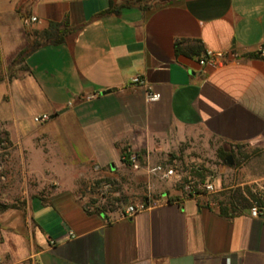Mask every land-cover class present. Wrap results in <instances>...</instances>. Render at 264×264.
<instances>
[{"label":"crops","instance_id":"0c3cea01","mask_svg":"<svg viewBox=\"0 0 264 264\" xmlns=\"http://www.w3.org/2000/svg\"><path fill=\"white\" fill-rule=\"evenodd\" d=\"M262 44L264 0H0V135L38 183L0 208V264H264Z\"/></svg>","mask_w":264,"mask_h":264},{"label":"built area","instance_id":"2783aa9c","mask_svg":"<svg viewBox=\"0 0 264 264\" xmlns=\"http://www.w3.org/2000/svg\"><path fill=\"white\" fill-rule=\"evenodd\" d=\"M256 53L259 56L264 57V44L260 45L257 48ZM229 57L234 60H238L240 56L236 52H231L230 54L227 55L226 53H213L211 51H208L206 53L205 58L202 59L199 63L201 65L205 63H210L213 66H220V65L225 64L227 58ZM132 82L136 84H140V85L144 84V81L138 76H135L132 79ZM158 98H159V94L157 93L148 94L149 101H156L158 100ZM47 119H48L47 114H41V115L33 117V120L39 123L44 122ZM126 159L134 170L139 169V159H138L137 153L128 152L126 155ZM148 171L152 174H159L162 179H169L170 177H173L177 174L175 165L169 168H166L162 165H157V166L151 167ZM203 189L211 191L213 189V186L212 184H209V183L203 184L198 181L189 180L181 184V195L183 197L195 196L199 193V191ZM252 194H253V197L250 200L249 215L252 218H260V217L264 218V187L253 189ZM146 207H147V204L144 201L135 203V204L130 203L123 207L121 216L123 218L131 217L135 213L146 209Z\"/></svg>","mask_w":264,"mask_h":264},{"label":"rangeland","instance_id":"374dc122","mask_svg":"<svg viewBox=\"0 0 264 264\" xmlns=\"http://www.w3.org/2000/svg\"><path fill=\"white\" fill-rule=\"evenodd\" d=\"M16 159V149L12 148L10 143L0 135V161H11L6 162L4 165H1L0 162V208L26 204L31 192L38 187L36 182L21 180V173L16 165ZM100 197L98 196L97 199ZM101 198L108 206H123V198L120 196H110L108 194Z\"/></svg>","mask_w":264,"mask_h":264},{"label":"trees","instance_id":"16d2710c","mask_svg":"<svg viewBox=\"0 0 264 264\" xmlns=\"http://www.w3.org/2000/svg\"><path fill=\"white\" fill-rule=\"evenodd\" d=\"M112 5V3H111ZM111 9L113 10V6H111ZM55 44H59L62 42V38L61 37H58L56 38L54 41H53ZM27 51H24V52H21L17 57H16V61L17 60H20V59H23L26 55H27ZM1 79V77H0ZM226 155H223L222 159H225ZM125 158H126V155H125ZM127 160V159H126Z\"/></svg>","mask_w":264,"mask_h":264},{"label":"water","instance_id":"95a60500","mask_svg":"<svg viewBox=\"0 0 264 264\" xmlns=\"http://www.w3.org/2000/svg\"><path fill=\"white\" fill-rule=\"evenodd\" d=\"M226 163H227L228 165H231V164H232V156H231V155H228V156L226 157Z\"/></svg>","mask_w":264,"mask_h":264}]
</instances>
